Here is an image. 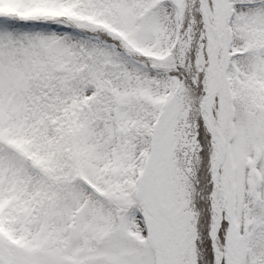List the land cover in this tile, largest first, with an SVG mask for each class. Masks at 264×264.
I'll return each instance as SVG.
<instances>
[{
	"label": "snow or ice",
	"instance_id": "obj_1",
	"mask_svg": "<svg viewBox=\"0 0 264 264\" xmlns=\"http://www.w3.org/2000/svg\"><path fill=\"white\" fill-rule=\"evenodd\" d=\"M0 264H264V0H0Z\"/></svg>",
	"mask_w": 264,
	"mask_h": 264
}]
</instances>
